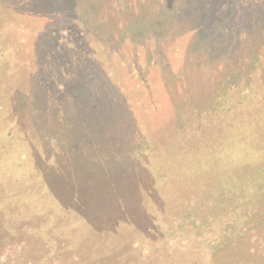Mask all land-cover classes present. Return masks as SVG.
<instances>
[{
	"label": "trees",
	"instance_id": "obj_1",
	"mask_svg": "<svg viewBox=\"0 0 264 264\" xmlns=\"http://www.w3.org/2000/svg\"><path fill=\"white\" fill-rule=\"evenodd\" d=\"M257 1L260 13L251 20L255 51L252 58L244 59L249 63V79H253L256 68L264 62V0ZM80 12L66 19L65 24L57 19L50 28L52 37L56 30L75 37V43L65 44L64 59L57 60L53 53L40 46L30 47V58L41 63L39 70L35 67L39 74L38 86L50 106L51 117L58 122L54 126L37 122L40 118L39 108L35 106L38 98L34 94V75L28 76L24 86H16L14 74L9 71L13 68L10 65L11 45L1 35L6 25L0 28V78L11 75L7 85L9 90H0V264H99L101 261L140 264L133 259L140 261L141 257L149 259L146 264L150 261L149 264H264V164L259 163L264 158V93L248 80L245 83L244 76L238 79L225 74L223 80H209L219 87L216 86L214 93L207 97L206 103L202 101L197 105L190 90L193 82L191 79L183 82L184 74L172 70L166 53L174 45L173 41L187 32L178 34L167 29L160 32L163 38H159L153 35L157 33L155 28L144 31L152 25L149 19H143L137 29L129 30L127 26L125 31H117L112 37L117 43L114 46L102 37L93 41L91 32H85L83 20L86 18L83 14L80 16ZM71 24L82 32L72 33L68 29ZM80 35L86 44L83 40L78 41ZM139 38H144L138 43L141 52L145 54L147 50V54L158 58L145 75L131 70L132 64L125 67L126 59L135 56L136 60L133 43ZM89 45L92 56L86 54ZM72 50V53H66ZM101 51L106 56L99 55ZM126 51L130 53L128 58ZM116 54L128 75L137 81L136 91L147 96L152 109L159 108L156 93L162 92L161 95L167 97L164 116L167 115L168 128H172L173 144L162 151L167 156L163 167L178 173L175 152L186 151L192 148L194 141L208 138L210 131L201 132L205 128L213 126L211 138L218 137L220 131L224 140L231 133L242 135L246 127L252 129L251 137L238 136L237 142L233 143L244 147L238 149L240 161H245L240 163L239 170L235 173H201L200 183L193 179V191L201 203H198L197 211L193 208L188 214L191 221L184 218L177 222L171 212H166L157 214L160 222L155 226L148 225L157 230L163 227L158 238L164 243L160 257H156V241H149L145 249L142 243L134 240L147 224L140 228L141 231H133L134 222L123 223L117 218L109 223L96 222L111 203H116V208L121 207L122 211L128 208L130 202L127 205L125 196L136 182L131 187L123 181L126 175L133 174L127 173L124 163L133 162L137 167L135 154H143L147 147L146 140L137 130L132 104L124 87H118L106 76L109 61ZM102 56L105 58H98ZM65 59H71L73 64L64 62ZM80 60L95 62L105 68L102 75L106 82L97 85L100 89L93 101L86 100L76 82V63ZM143 60L145 64L148 62ZM259 76L263 77L260 73ZM259 80L264 83L262 78ZM171 96L174 100L180 96V105L178 101L172 102ZM110 97L114 106L108 102ZM30 111L35 113L29 122L37 144L27 135L31 129L26 128L28 118L23 117ZM213 117L217 119L212 125L208 119ZM231 149L234 151L237 147ZM64 150L69 151L71 160L60 156ZM226 154H229L228 149ZM43 156L47 157L45 169L31 173L32 166ZM79 157L92 164L93 173L87 169H82L87 173H75L79 165L83 167ZM206 175H211L210 180L205 178ZM147 177L150 183L148 173ZM161 209L166 211L163 206ZM197 216L202 217L201 223L197 222ZM171 221L177 222L174 238L169 237V231L174 230ZM206 221H212L214 226L210 228L208 239L203 237L202 240L204 230L209 231L204 226ZM126 228L130 229L129 241L123 233ZM172 238L176 240L173 243L170 242ZM125 246H130L128 253L124 251ZM136 251H140V256L134 253Z\"/></svg>",
	"mask_w": 264,
	"mask_h": 264
},
{
	"label": "rangeland",
	"instance_id": "obj_2",
	"mask_svg": "<svg viewBox=\"0 0 264 264\" xmlns=\"http://www.w3.org/2000/svg\"><path fill=\"white\" fill-rule=\"evenodd\" d=\"M79 11H81L80 16L82 14L85 15L86 19L83 20L86 24L85 32H91L90 38L92 37L93 41L97 42L102 37L107 43L111 42L114 46H117V43L112 37L117 31H125L127 26L129 30L131 28L137 29L139 25L143 24V19H149L152 25V27L144 31H151L155 28L157 33L153 35H157L159 38H163L160 32L164 33L167 29L178 34L187 32V35L181 34L177 37L173 41L174 45L166 53L172 70L184 74L183 82L187 81V79H191L193 82L190 90L193 93V97H195L194 101L197 105L202 103V101L206 103L207 97L212 95L216 89L217 83H209V80H223L225 74H231L238 79L244 76L245 83L248 80L259 92L264 93V83L259 80V78H262L264 81V62H261L256 68V75L254 73L253 79L248 78V70L250 68L248 61L244 62V59L252 58V54L255 51L251 20L258 17L260 13L258 12L259 4L257 0H0V28L2 29L6 25L1 35L11 45L10 58L12 60L10 65L13 68L9 69V71L14 74L16 86H24L28 76L34 75V78H32L35 86L34 94L37 96L35 98H38V104L35 106L39 108L37 114L40 118V120H36H38L37 122L40 125L54 126L58 122L55 120L56 118L51 117L50 106L41 95L37 81L39 74L35 70V67L39 70L38 67H40L41 63L34 62L30 58V47L33 45L40 46L42 50H46L50 54L53 53L57 60L64 59L65 44L75 43V37L68 35L63 30H56L55 37H52L49 35L50 28L52 29L57 19H61L62 23L65 24L66 19L71 18ZM68 29L72 33L82 32L78 26L76 28L75 24H71ZM81 40H83L82 35H80V39L78 38V41ZM141 40H144V38H139L136 43H133V47L136 48L133 53L137 55L136 60L135 56H132L133 58L131 59H126L128 63L125 64V67L127 69V64H132L131 70H138V73L143 72L145 75L150 65L154 64V62L157 63V57H152L153 54H147V50L145 54L141 52L138 46ZM155 41H157L156 37ZM83 42L86 44L84 40ZM91 47V45L87 47L86 54L91 55ZM72 52L73 50L66 53ZM127 52H125V57L128 58L130 53L128 54ZM99 55L106 56L102 51ZM90 58L93 59L92 57ZM98 58L104 59L105 57ZM143 59L148 62L145 64ZM214 59L215 61H213ZM212 61L213 64L211 63ZM64 62L73 64L71 59H65ZM109 65L106 76L118 87L122 89L124 87L123 90L132 104L137 130L146 140L147 147H144L143 154H135L137 167L133 162L124 163V169L127 170V173L133 174L126 175L123 181L128 182L131 187L136 182L129 190V195L125 196L127 205L130 202L128 208L122 211L120 210L121 207L119 209L116 208V203H111V205L107 206L106 213L99 214L96 222L109 223L113 222L115 218L123 221V223L133 224L134 222L133 231L140 230L144 224H147L144 226L145 229H143L147 238H144V233L140 230L142 233L139 232L140 236L137 235L138 239L134 240L137 243H142L145 249L149 241H156L158 247L156 249L158 253L156 257H160L163 254L162 246L164 243L158 238L162 234L163 227L157 230V228L152 229L148 225L152 224L155 226L156 222H160L157 214L166 212H171L173 220L177 222L184 220V218L185 221H187L186 218L191 221V217L188 214L192 213L193 208L197 211L198 203H201L199 198H197L198 195L193 191V179H197L195 182L200 183L201 180L198 179L201 173H235L236 170H239L240 163H245V161H240L238 149L242 150L244 147L240 145L238 147V145H233V143L237 142L235 140L238 139V136L242 137L243 135L242 138L251 137L252 129L249 130L246 127L242 131V135L241 133H231L229 138H225V140L220 131L219 136L217 134L218 137L211 138L214 131L212 129L213 126L201 130L203 134L210 131L211 135L208 138L205 137L204 141L200 142L199 139L194 141L191 144L192 148L186 151L178 152L177 154L175 152L174 155L177 161H174V163L177 164L178 173H174L167 167H163V161L165 158L167 159V156L163 155L162 151L173 144L171 142L173 137L172 128L171 130L168 128L165 122L167 115L164 116V111H167V97L165 95L162 96V92L156 93V100L160 101L156 102L159 108L158 110L152 109L148 104L147 96H143L144 94L142 95L136 91L138 83L135 78L128 75L118 54L112 56ZM76 69V82L80 86L79 89L83 92L86 100L91 99L93 101L100 89L97 85L100 82L102 84L106 82L104 75H102L105 68L95 62L83 63L80 60L76 63ZM259 73L263 77H260ZM9 79H11V75L0 78L1 91L9 90L7 86L9 85ZM3 82H5V85ZM206 83L209 86L208 89H206ZM134 99L136 102L133 101ZM179 99L180 96L175 98V100L171 96L172 102H176ZM108 102L111 106H114V100L111 97ZM178 103L180 105L179 101ZM133 104L136 106H133ZM33 115L35 116V113L30 111V113H25L23 117L24 119L28 118L26 120V128L31 129L32 132H27V135L37 144V139L33 135L32 123L30 124L29 122ZM216 119L215 117L210 118L208 122L213 125L216 123ZM218 126L222 127V124L218 123ZM210 140L214 141L207 144L206 142ZM236 147L237 149H234V151L231 149ZM226 149H228V155L226 154ZM68 153L69 151L64 150L60 156L66 160H71V156H68ZM79 160L83 163V167L79 165L78 171L75 173H87L82 169H87L89 173H93L92 164L89 165L83 157H79ZM46 162L47 157L43 156L37 165L32 166L31 173H38L39 170L44 168ZM259 163L264 164V158ZM147 173L151 178L150 183L148 182ZM186 173L190 176L186 175ZM210 176L206 175L205 178L210 180ZM161 206L165 207L166 211L162 210ZM176 221H171L172 224L170 226L174 230L169 231V237L171 235V237H175ZM197 222H202L201 216H197ZM134 225H138V227H134ZM204 226L209 228V231L206 230L205 232L204 230L203 236L200 237L202 240L208 239L207 235L211 233L210 228L214 225L212 221H206ZM126 229L123 230L126 236H123L129 241L131 239L130 229ZM153 232L154 234L152 235ZM173 238L170 241L171 243L176 241ZM129 247H124L126 253L129 252ZM134 253L140 256V251ZM133 260L136 263L140 262V264H146L147 260L149 261V259L142 257L140 261L137 258ZM99 264H108V262L101 261ZM203 264L207 263L203 262Z\"/></svg>",
	"mask_w": 264,
	"mask_h": 264
}]
</instances>
